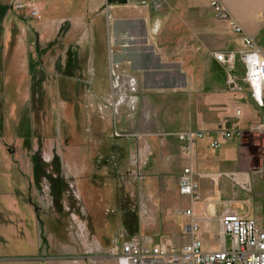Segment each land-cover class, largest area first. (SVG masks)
Wrapping results in <instances>:
<instances>
[{"label": "rangeland", "instance_id": "374dc122", "mask_svg": "<svg viewBox=\"0 0 264 264\" xmlns=\"http://www.w3.org/2000/svg\"><path fill=\"white\" fill-rule=\"evenodd\" d=\"M229 4L240 25L256 34L263 47L264 0H229ZM8 31L6 36L13 42L5 46L18 55L3 68L5 46H0L4 154V159L0 156V254L10 252L11 264L54 260L116 264L119 246L132 238L180 246L186 239L187 220L179 211L189 208V197L177 191L178 175L190 164L199 186L197 201L202 207L205 202L203 218L213 210L217 215L224 208H234L256 220L264 219L263 136L257 138V145L246 142L232 166H215L212 150L195 162L193 152L183 155L176 141L171 146L158 142L157 130L141 133L133 128L139 102L137 83L133 110L126 106L129 100L118 98L116 86L110 85V68L98 69L88 61L87 69L80 71L77 65L83 55L61 34L42 47L32 32L27 43H17L18 28ZM221 64L227 90L244 94L246 87L251 95L243 66L236 62V78L228 84L226 66ZM126 71L121 67L120 72ZM262 103L264 109V99ZM56 184L59 209L53 206ZM28 198L42 210L39 250L35 210ZM206 240L210 247L219 248L213 232H208Z\"/></svg>", "mask_w": 264, "mask_h": 264}, {"label": "crops", "instance_id": "0c3cea01", "mask_svg": "<svg viewBox=\"0 0 264 264\" xmlns=\"http://www.w3.org/2000/svg\"><path fill=\"white\" fill-rule=\"evenodd\" d=\"M28 1L35 2L40 13L36 22H32L26 11H9L11 3ZM0 4H6L0 21L4 28L3 47L12 40L6 36L10 33L8 30L16 26L20 31L15 37L17 43H27L31 32L42 47L48 46L58 34L65 41H71L68 44H72L80 57L83 55L77 65L80 71L85 66L87 69L88 61L98 69H108L117 62L137 82L139 102L133 128L141 133L157 130L152 134L158 142L171 146L176 141L179 149L182 148L176 133L204 131L206 136L193 147L195 162L212 150L210 141L218 140L214 165L232 166L234 157L246 148V142L254 146L259 136L264 138L262 134L248 132L262 120L264 109L253 102L246 87L244 94L227 90L225 71L214 56V53L237 51L239 38L226 33L224 23L214 18L206 0H128L124 5L115 0H7ZM223 4L240 23L229 0H223ZM243 29L261 44L255 39L256 34L248 32L245 26ZM15 51L5 46L1 52L3 68L16 59ZM223 132H231V136L225 138ZM0 156L4 159L1 143ZM28 199L35 210L34 229L39 250L42 210L36 202L33 207ZM204 204L203 207L200 201L191 204L194 215L199 218L197 233L205 250H218L206 240L208 232L217 235L218 222L215 219L214 224L202 217ZM212 215L219 214L213 210ZM53 263L73 264L70 260L46 261V264ZM0 264H11L10 252L0 254Z\"/></svg>", "mask_w": 264, "mask_h": 264}, {"label": "built area", "instance_id": "2783aa9c", "mask_svg": "<svg viewBox=\"0 0 264 264\" xmlns=\"http://www.w3.org/2000/svg\"><path fill=\"white\" fill-rule=\"evenodd\" d=\"M206 3L214 18L223 22L229 32L239 38L238 51L214 54L215 59L226 66L227 83H234L236 77L233 75V70L236 62H239L243 66L244 81L251 89L253 100L257 105L263 106L264 47L259 46L244 31L236 18L226 9L223 0H206ZM9 11H26L29 18H40V13L33 1L13 2L9 6ZM262 16L264 17V14ZM110 65V85L113 89L116 86L119 93L118 98L129 100L126 106L134 110L137 99L136 79L128 71L120 72L119 64V66ZM112 98L114 99V96ZM248 132L264 135V116L259 124L249 128ZM176 136L182 142V154L189 156L194 149L195 142L202 140L206 133L188 131L176 133ZM222 136L229 138L231 132H223ZM218 146V140L209 142V147L213 151ZM141 158H145L144 154ZM194 174L190 164L178 175L177 191L189 197L190 205L188 209L179 211V215L188 219L184 226L185 241L178 247H172L165 243L156 245L150 238L125 239L118 248L116 264H264V219L256 220L240 214L235 209L224 208L217 216H206L208 220L213 218L218 222L216 244L219 249L213 251L202 247L197 233L199 218L194 215L191 205L198 198L199 186ZM226 239L229 240V247L226 246Z\"/></svg>", "mask_w": 264, "mask_h": 264}, {"label": "trees", "instance_id": "16d2710c", "mask_svg": "<svg viewBox=\"0 0 264 264\" xmlns=\"http://www.w3.org/2000/svg\"><path fill=\"white\" fill-rule=\"evenodd\" d=\"M5 8H6V5L0 4V21H1L2 16L5 13ZM1 30H2V27L0 26V33H1ZM51 182L55 183V181H53V180ZM61 183H62V181H61ZM55 186H56V188H54V190H55L54 193L55 194H54V197H53V206H54L55 209H59L58 208V201H59L61 195H59V193H58V187H59L58 184H56ZM64 188H65V186H64Z\"/></svg>", "mask_w": 264, "mask_h": 264}, {"label": "water", "instance_id": "95a60500", "mask_svg": "<svg viewBox=\"0 0 264 264\" xmlns=\"http://www.w3.org/2000/svg\"><path fill=\"white\" fill-rule=\"evenodd\" d=\"M115 1H117L118 3H120V4H123V5H124V4H126V3H127V1H128V0H115Z\"/></svg>", "mask_w": 264, "mask_h": 264}]
</instances>
